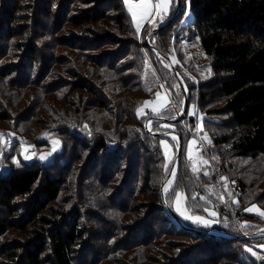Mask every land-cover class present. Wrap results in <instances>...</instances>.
<instances>
[{
  "label": "trees",
  "instance_id": "obj_1",
  "mask_svg": "<svg viewBox=\"0 0 264 264\" xmlns=\"http://www.w3.org/2000/svg\"><path fill=\"white\" fill-rule=\"evenodd\" d=\"M9 1L13 2V6L0 0V67L5 69L2 65L6 62L4 59L12 60V66L6 70L9 75H15L12 80L16 88L20 87L19 84L23 87L32 84L37 78L50 80V76L60 77L59 74H63L62 89L69 92L65 100L72 110L62 119L64 125L59 128L64 127L62 135L66 149L71 146L68 138L72 140V146L70 154L63 158L64 152L53 163H42V166L32 162L25 164L24 168H13L6 175L0 173V241L11 235L9 232L13 230L19 233L18 236L11 235L16 237L13 242L0 246V264H98L100 261L95 259L90 263L87 256L92 251L93 255H100L99 248L92 246L96 241L103 244L102 249L121 253L113 259L117 264L162 261L157 256H167L165 250L159 251L163 243L160 246L149 245L150 252L148 248L138 249L160 238L148 222L151 219L162 220V224L172 231L189 234L208 243L201 248L195 247L193 254L211 255L215 247H220L223 242H246L247 238L219 240L197 231L191 234L183 227L176 229L174 224L168 226L173 221L170 215L161 217L165 212L164 201L156 185L166 177L167 160L160 139L170 138L153 134L161 131L157 128V131H149L145 124L155 117H171L176 103L173 98L172 105L161 114L139 117L141 106L153 97L142 80V74L147 61L151 62L168 87L174 90L176 74L162 67L151 49L154 46L168 54L161 37L184 19L185 9L154 34V45L148 47L139 41L142 36L138 35L123 0ZM188 7L192 21L187 26L191 35L199 38L209 61L206 66L212 73L209 79L200 77L198 83H189V105L194 103L197 110L205 115V129L213 132L214 152L220 157L223 169L215 162L213 165L219 167L226 177L225 171H230L231 160L251 158L253 166L248 173L264 174V0H190ZM5 14L9 15V19L4 18ZM42 20L46 24H42ZM65 22L70 24V31H75V34L70 36L67 31L69 36H65L64 41L54 39L50 26L61 30ZM38 27L44 30L43 34L37 32ZM15 38L16 44L10 47L14 51H7L5 40ZM104 46L115 50H106L109 55L103 54L101 60L92 57L90 52H100ZM55 47L63 49L68 57L58 59L61 56ZM48 50L56 53V56L50 57L53 65L57 64L52 73L47 71L45 54ZM17 60L22 61L18 64ZM103 60L105 63H102ZM5 74L8 75L1 72L0 77ZM182 75L187 77L185 73ZM22 76L27 80L21 81ZM131 90L138 97L125 93ZM70 94H73L71 100L67 97ZM185 117L187 112L183 119ZM1 118L7 119L5 116ZM196 121V118H190L188 124L195 126ZM163 122L176 124V133L183 140L184 158L190 132L182 128L180 121L159 120L153 124L162 127ZM216 130L220 132L216 133ZM182 157L175 193L167 199V205L181 219L174 211L175 197L177 192H181L192 215L209 217V211L205 214L195 212L199 207L196 198L201 199L206 193L204 185L209 176L191 174L190 163ZM213 177L216 184L215 174ZM140 180L143 185L138 187ZM237 181V192L243 196L248 192L246 184L242 179ZM65 189L68 198L64 203L72 199V208L56 209L54 202L60 200V193ZM123 189L129 192L127 201L123 200L119 209L126 212L134 197L149 196L144 204L148 217L137 223L138 227L134 229V234L144 233L147 238L142 243L119 248L128 237L131 239L133 227L137 224L127 225L128 219L120 224L104 217L102 211L110 212L100 200L111 202L121 195ZM256 198L253 205L260 204L257 202L261 197ZM156 202L162 205L156 207ZM190 226L208 229L217 225L208 228ZM101 230L107 234L99 238ZM188 254L185 258L179 256L171 264H190ZM161 264L168 263L164 260Z\"/></svg>",
  "mask_w": 264,
  "mask_h": 264
},
{
  "label": "rangeland",
  "instance_id": "obj_2",
  "mask_svg": "<svg viewBox=\"0 0 264 264\" xmlns=\"http://www.w3.org/2000/svg\"><path fill=\"white\" fill-rule=\"evenodd\" d=\"M5 1H7L6 4H8L9 6H13V2H10L9 0ZM181 3L182 8L185 9V2ZM125 7L127 9L126 5ZM173 9H176V4L174 6H171V10L165 17L163 23H159L158 19L152 23H149L147 20H145L144 22H140L139 15L134 21L132 15L128 12L131 16L133 25L136 30L137 24L139 23L140 25V31L138 32V35L142 36V39H139V41L144 45H147L148 47L154 45L152 43L154 34L150 35V29L155 30L156 28L167 23V18L171 15ZM188 9L189 7H187L184 19L177 22V24L173 28L171 27L173 30L170 28L168 32H166V34H163V36L161 37L162 43L166 44L165 49L168 54L157 50L154 46H152L151 49L154 52L155 56L158 57V62L162 67L167 68L171 73H173V71L171 70V64L176 68L182 80V83L176 77L175 79L179 83H175V81L174 90H172L171 87H168L167 83L164 81V78H161L159 71H157V68L154 67L153 63L147 61L144 66L142 80L148 86V89L153 97L149 98L148 101H146L150 103L146 104L145 102L141 106L138 111L139 117H144L150 114H161L172 105L173 98L176 105L173 106L172 115L169 118L175 119L179 117L184 108L186 99L185 91L182 88L181 84L184 85L185 90L189 93L190 98L189 83L193 81L198 83L200 81V77H203L206 80L209 79L212 75V73L210 72L211 69L206 66V64H209V61H207V57L201 48L199 38H195L196 36H192L187 26L192 21V16L190 15ZM4 18L9 19V15L5 14ZM42 24H46L44 20H42ZM64 24L65 25L61 30H55V26H50V32L55 35L54 39H61L64 41L65 36L68 35L67 31L70 32V36H73V34H75V31H70V29H72L70 24L66 22ZM43 31V29L38 27L37 32L43 34ZM67 38L69 39V37ZM15 44L16 38L8 41L5 40L4 42L7 51H14L10 47L14 46ZM133 47L134 46L131 47L132 52ZM55 50L61 56L58 59L62 60L63 58L66 59L68 57V53H64L63 49H61V51L58 49V47H55ZM106 50L113 51L115 50V48H112L111 46H104L100 50V52L98 51L90 53H92V57H97L98 60H101L103 54L109 55L108 53H106ZM1 53L4 52L2 51ZM45 55L48 59L47 71H51L52 73L54 66H57V64L53 65L50 57L51 55L56 56V53H53L52 50H48ZM22 60H17L18 64ZM104 60L108 62L109 59ZM104 60L102 61V63H105ZM4 61L6 62H3L2 65L5 69L0 67V69H2L0 73L6 72L9 75V71L7 70L12 66V60L4 59ZM188 62H190V65H187ZM62 63L64 67V62ZM66 67L68 66L66 65ZM76 68L78 69L77 66ZM40 71H42V67ZM182 73H185L187 77H183ZM8 75L5 74L4 77H0V133L4 134L3 138H0V173L6 175L13 168H24L26 166L25 164H32V162H37L42 166L43 164L53 163L54 161L59 159L64 154V152L65 154L62 157L65 158L67 154L71 153L72 140L68 138L70 140L71 146L70 149L67 150L64 146V136L62 135V130L64 129V127H61L60 129L59 126L64 125L62 119H64L67 116V113H69V111L72 109L71 106L67 104V100H65L66 95H68L69 92H65L66 90L62 89L64 88L61 80L63 78V74H59L60 77H57V75H53V77L50 76V80L45 78L41 81V79L37 78V80L35 79L33 81V83L36 85L32 83L26 84L23 87L19 84L20 87L18 88L13 86L14 80H12V78L15 75ZM49 75L50 73L47 76ZM18 78L19 75L16 79ZM20 80L25 81L27 80V77L22 76ZM125 93L127 95L138 97V95H136V92L132 90ZM157 94H159V97ZM67 97L69 100H71L73 99V94H70ZM177 104L180 106H177ZM153 109L156 110L154 111ZM2 116L7 117V119H2ZM190 118H196L197 121L195 123V126H191L188 124ZM204 118L205 115L201 111L197 110L196 105L194 103H190L187 110V117H185V119L179 120V124L186 132H190L186 143V156L184 158L182 157V159H186V162L190 163L189 168L191 170V174L205 175L204 173L206 172V176H209L208 181L204 185L206 193L202 194L201 199L199 197L196 198L197 202L199 203V207L195 211L199 214H205L206 211H209V217L202 215H192V210H188L186 208V197L181 192H177V194L182 196V200L179 203L180 212L176 211V208L178 206L176 203V199L174 203V211L182 220L179 219L175 214H171L182 222L187 223V225L189 224V227H191L190 225L197 224L193 223L191 219H185V216L193 218L196 216L203 217L204 219L210 221L211 226H217L208 229L199 227L198 229L208 233L216 232L219 235L223 236L224 239H227L225 237L228 236L239 238L244 235H254L257 232H261V230L264 229V218L256 215L254 211L248 212L245 211V209L253 206L254 202L257 200L256 197H258L259 199L261 197V200H258L257 202L260 204L255 205L260 208L261 211H264V174L257 175L254 173H248L249 168L253 166V160L251 158L234 159L231 160L232 165L230 166V171H225L226 177L223 174V171L221 174V178H218L215 175V184L213 176L216 169H218L219 167H215L213 163L215 162L218 166H220V163L222 161L220 160V157L217 156L214 152L213 138L211 135L213 134V132L209 133L205 129ZM224 118L225 117H223L222 119ZM151 120L152 119L148 121ZM154 122L155 121H153L152 124L149 125V128L153 131H157L158 129V131L161 132H176V124L174 123L163 122L161 124L162 127H159L160 124L154 126ZM215 132L219 133L220 131L216 130ZM193 141H195V143H193ZM160 142L161 148L167 160V170H165L167 171V177L176 163L178 139L177 137H175V139L170 138L169 140L162 137L160 139ZM162 142H166L168 147L166 148L165 143ZM199 142H203L205 147L202 152H197L196 150ZM26 156L29 158L25 159ZM41 157H44V159H41ZM15 161H19V166L17 165V163H15ZM204 161H206L207 163H204ZM193 164H195L197 168L195 172L192 171ZM221 169L223 168L221 167ZM188 171L189 169L186 166V172L188 173ZM178 173L179 171H177L175 177H171V184L167 183L166 185L168 186V192H164L166 203L167 199L172 198L175 193ZM211 176L213 177V182ZM166 177L162 179L161 183L159 182L156 185L157 191L160 196L162 195L161 186ZM226 178L228 179V181L226 180ZM237 179H242L246 184V191L248 192L244 193L243 196L237 192L238 189L236 185H239V181H237ZM229 180L232 182H230ZM130 182L133 184L134 180ZM141 185H143L142 180L137 183L138 187H140ZM128 192L129 191L127 189H123L121 195L115 197V199L111 202L105 199L100 200V202H102L105 205V208L110 212L107 213L102 211V215L111 220H115L120 224H123V221H125V219H128L127 225H135L141 222V220H143L144 218H147L148 209L144 205L149 200V196L147 194L145 196L137 195L136 197H134L130 204L128 212L119 209L122 201H127ZM67 193L68 191H66V189L60 193V200L54 202L56 209L64 207L72 208V204L74 202L72 199H69V201L64 203L66 198H68ZM196 196H198V194ZM160 198L163 200V195ZM241 199L243 200L241 201ZM162 203L156 202V207L161 206ZM167 207H169V205L164 204L165 212L162 213V218L166 217L167 214L171 215L169 214ZM212 212H215L216 215H210V213ZM181 213H183V215H181ZM248 214L250 218L248 217ZM148 222L151 223L153 231H155L156 235L160 236V238L155 242H149L146 245L140 246L138 249H149V245L155 244V246H160V244L163 243V245L159 247V251L165 250L167 252V256H162L161 254H159L157 257L159 259H162V261L156 260L155 262H147V264H161L162 262H164V260L167 261L168 264H171L174 260L179 259V256H183V258H185L184 256L187 253L190 254H188L187 257L190 264H264V259H257V257L253 256L251 252L247 251V249L251 248L260 257H264V248L260 247V245H264V236H257L252 240L247 239L246 242L240 244H235L234 242H229L227 244L223 242L220 247H215L216 250L214 251V253H211V255L207 253L193 254L192 250H194L195 247L201 248L203 247V245H207L208 243L202 242L201 239H197L196 237L193 238L192 235L189 234L186 235L184 233H176L171 229L165 227L162 224V220L160 222L157 219H151ZM175 223L176 222L170 221L167 225L171 226L174 224L176 225V229H181V227H183ZM245 225H247V227H244ZM199 226L204 227L203 225ZM136 227H138V224L133 227L132 233L130 235L131 239L128 237L127 240H125V242L121 244V246H118L119 248L142 243L143 240L147 238L144 233L134 234V229ZM183 228L190 233L192 232L191 234H195L197 229L196 227H191L192 229L187 227ZM9 234L14 236L19 235V233L14 230L9 232ZM105 234H107V232L101 230L99 238H102ZM11 235L4 239H1L0 246L4 245V243L6 242H13L12 240L16 237ZM219 240H223V238H219ZM102 245L103 244H100L97 241L92 245L94 248H99L100 255H93V251L91 254L87 253V256H89L88 261L92 263L95 259L96 262L100 261L98 264H117L113 261V259L121 256V253L117 251L113 253L111 251H108L107 248L102 249ZM140 252L141 250H139V253ZM148 252H150V249L148 250ZM1 259L2 258H0V260Z\"/></svg>",
  "mask_w": 264,
  "mask_h": 264
},
{
  "label": "snow or ice",
  "instance_id": "obj_3",
  "mask_svg": "<svg viewBox=\"0 0 264 264\" xmlns=\"http://www.w3.org/2000/svg\"><path fill=\"white\" fill-rule=\"evenodd\" d=\"M124 4L127 6L128 12L132 15L133 20L135 21L137 19V16L139 15L140 17V22H144L145 20H147L149 23L155 22L158 19L159 23H163L165 17L168 15V13L171 10V6H174L177 2V0H123ZM190 5V0H185V11H187V7ZM150 18V19H149ZM140 31V25L139 23L137 24V32ZM167 66V65H166ZM159 97V94H157ZM150 103V102H146ZM162 107V105H161ZM154 111L156 109H153ZM149 131H151V129L149 128ZM4 134L0 133V138H3ZM173 139H175V137H173ZM165 143V147L167 148L168 145L166 144V142H162ZM193 143H195V141H193ZM29 157H25V159H28ZM41 159H44V157H41ZM15 163H17V165L19 166V161H15ZM204 163H207L206 161H204ZM197 170L196 165L193 164L192 165V171L195 172ZM205 175H207V173H204ZM176 173L173 171L171 172V176L175 177ZM169 184H171V180L168 182ZM164 192L167 193L168 192V186H165L164 188ZM176 203H177V208L176 211L180 212V208H179V203L182 200V196L177 194L176 197ZM238 203V202H237ZM245 211L248 212H255L256 215H258L261 218H264V211H261L260 208H258L256 205H253L250 208L245 209ZM181 215H183V213H181ZM210 215L215 216L216 213L212 212L210 213ZM185 219H191L193 223L197 224V225H203L205 228H208L211 226L210 221L204 219L203 217L200 216H196V217H189V216H185ZM244 227H247V225H245ZM247 234V233H245ZM261 234H264V229L261 230ZM260 247L264 248V245H260ZM247 251L251 252L253 256H256L257 259H264V257H260L256 252H254L251 248L247 249Z\"/></svg>",
  "mask_w": 264,
  "mask_h": 264
},
{
  "label": "water",
  "instance_id": "obj_4",
  "mask_svg": "<svg viewBox=\"0 0 264 264\" xmlns=\"http://www.w3.org/2000/svg\"><path fill=\"white\" fill-rule=\"evenodd\" d=\"M182 3H181V0H177L176 2V9H175V12L174 14L167 20V23H165L164 25L156 28L155 30L151 31L150 35L152 34H155L159 31H161L165 26H167L168 24H170L180 13H181V10H182ZM171 70L176 74L177 78L179 79V81L182 83V80L179 76V73L178 71L176 70V68L171 64ZM182 85V88L184 89L185 91V95H186V99H185V105H184V108L182 110V113H180L179 117L175 118V119H171V118H166V117H155V118H152L151 121H148L146 122L145 126L147 128H149V125L152 124L153 121H159V120H163V121H170V122H173V121H179V120H182L183 117L185 116L186 112H187V108L189 106V93L186 92L185 90V87L183 84ZM153 134H157V135H164L165 137H169V138H173V137H177L178 139V150H177V158H176V163L172 169L171 172H175L177 173L178 171V167H179V164H180V159L182 157V149H183V141L181 139V136L176 133V132H153ZM171 172L169 173V175L167 176V178L164 180V182L162 183V186H161V192H162V195H163V201H164V204L166 205V197H165V194H164V188L165 186L167 185V183L169 182V180L171 179ZM167 210L169 212V214L172 213L171 209L169 207H167ZM170 217L173 219L174 222H176V224L180 225V226H183V227H187V228H190L192 229L191 227H189V225H187L186 223L182 222L181 220L177 219L175 216H173L172 214L170 215ZM197 232L199 233H202V234H205L209 237H212V238H223V236L219 235L218 233H208V232H205L203 230H200V229H196ZM257 236H264V234H261V232H257L256 234L254 235H244V236H241L239 238H255ZM225 238H235L233 236H228V237H225Z\"/></svg>",
  "mask_w": 264,
  "mask_h": 264
},
{
  "label": "built area",
  "instance_id": "obj_5",
  "mask_svg": "<svg viewBox=\"0 0 264 264\" xmlns=\"http://www.w3.org/2000/svg\"><path fill=\"white\" fill-rule=\"evenodd\" d=\"M204 144H203V142H199L198 143V145H197V147H196V150H197V152H202L203 150H204ZM221 174H222V171H221V169H216V171H215V175L218 177V178H221Z\"/></svg>",
  "mask_w": 264,
  "mask_h": 264
},
{
  "label": "crops",
  "instance_id": "obj_6",
  "mask_svg": "<svg viewBox=\"0 0 264 264\" xmlns=\"http://www.w3.org/2000/svg\"><path fill=\"white\" fill-rule=\"evenodd\" d=\"M169 18H170V16L167 19H169Z\"/></svg>",
  "mask_w": 264,
  "mask_h": 264
}]
</instances>
